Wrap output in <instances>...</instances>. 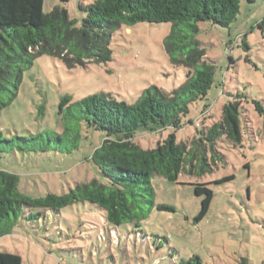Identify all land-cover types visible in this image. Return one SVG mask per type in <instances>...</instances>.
I'll return each mask as SVG.
<instances>
[{"label":"rangeland","instance_id":"1","mask_svg":"<svg viewBox=\"0 0 264 264\" xmlns=\"http://www.w3.org/2000/svg\"><path fill=\"white\" fill-rule=\"evenodd\" d=\"M52 1L43 2L44 12L68 4L70 17L80 24L79 1ZM197 26L195 39L204 48L206 59L215 64V85L208 92L210 107L201 113L204 102L194 103L187 119L199 124L216 120L222 105L236 92L259 100L264 107V0L241 1L229 26L208 21ZM171 27V22L121 26L110 38L111 60L105 63L67 68L48 55L34 59L22 71L16 97L0 109L3 136L36 134L46 128L60 131L57 110L62 96L69 95L74 101L98 93L131 104L152 85L171 92L185 79L184 67L172 64L164 50L163 39ZM242 108V146L219 141L225 161L212 173H181L177 182L151 178L154 202L170 205L173 211L153 209L138 231L126 223L109 233L111 226L101 220L98 209L77 202L59 213L46 211L38 221L19 218L0 236V251L18 254L21 264H174L194 255L201 264H240L242 260L264 264V113L259 114L250 102H243ZM170 131H139L134 141L143 148L154 147ZM194 132V126L187 124L176 135L190 140ZM83 134L79 149L64 157L53 155L47 161L40 154L10 156L24 192L32 196L61 193L75 180L96 177L87 157L103 133ZM230 174L234 177L229 181L209 184L211 204L197 219L200 197L189 183Z\"/></svg>","mask_w":264,"mask_h":264},{"label":"trees","instance_id":"2","mask_svg":"<svg viewBox=\"0 0 264 264\" xmlns=\"http://www.w3.org/2000/svg\"><path fill=\"white\" fill-rule=\"evenodd\" d=\"M64 3L65 0H62ZM241 1L256 0H91L77 4L80 24L71 18L66 5L42 10L44 0H0V109L16 97L22 71L42 55L57 58L67 67L111 60L112 34L121 26L137 22H171L163 39L169 61L185 69V79L171 92L154 85L145 88L133 103L103 94H90L72 101L62 96L57 115L60 131L44 129L36 134L3 136L0 131V236L19 218L38 221L46 211L60 212L77 202L98 209L111 231L129 223L138 229L153 209L173 211L155 203L151 178L160 176L177 182L182 173L203 176L224 163L218 142L225 139L241 148L243 102L264 113L262 103L236 92L221 107L220 116L208 124L187 119L190 106L203 101L201 113L210 107L208 92L215 85V64L195 39L197 23L208 21L229 26L239 12ZM193 125L190 140L178 139L176 131ZM170 128L167 139L143 148L134 141L139 131ZM101 131L103 138L87 157L96 177L75 180L67 191L32 196L21 187L20 175L9 159L14 155L40 154L50 161L79 149L83 132ZM248 167V163H244ZM233 174L207 182L189 183L200 197L197 219L202 218L213 197L209 184L231 180ZM18 254L0 251V264H21ZM174 264H201L194 255ZM240 264H246L242 260Z\"/></svg>","mask_w":264,"mask_h":264},{"label":"crops","instance_id":"3","mask_svg":"<svg viewBox=\"0 0 264 264\" xmlns=\"http://www.w3.org/2000/svg\"><path fill=\"white\" fill-rule=\"evenodd\" d=\"M44 1H46L47 3H48V0H44ZM59 0H53L52 2V4H57V2H58ZM61 2H62V0H60ZM67 3H69L70 2V0H65ZM76 1V0H75ZM78 1H82V2H84V1H86V0H77V2ZM74 3V2H73ZM66 5V8H67V10L69 11V5L68 4H65Z\"/></svg>","mask_w":264,"mask_h":264}]
</instances>
